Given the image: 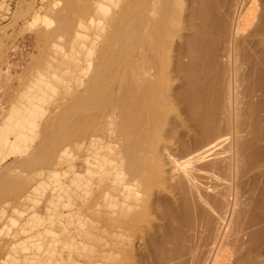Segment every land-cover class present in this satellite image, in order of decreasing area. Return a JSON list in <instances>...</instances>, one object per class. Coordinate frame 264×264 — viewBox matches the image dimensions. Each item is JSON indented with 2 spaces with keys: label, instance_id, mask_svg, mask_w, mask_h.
<instances>
[{
  "label": "rangeland",
  "instance_id": "obj_1",
  "mask_svg": "<svg viewBox=\"0 0 264 264\" xmlns=\"http://www.w3.org/2000/svg\"><path fill=\"white\" fill-rule=\"evenodd\" d=\"M176 1L0 0V264H264L261 22Z\"/></svg>",
  "mask_w": 264,
  "mask_h": 264
},
{
  "label": "bare ground",
  "instance_id": "obj_2",
  "mask_svg": "<svg viewBox=\"0 0 264 264\" xmlns=\"http://www.w3.org/2000/svg\"><path fill=\"white\" fill-rule=\"evenodd\" d=\"M200 1H201V0H199L198 2H200ZM202 1H204V0H202ZM209 1H210V0H208V1L206 0V1H205L204 4H205L206 6H205L204 4H202V2H200V4H202L203 6H201L200 4H197V6H196V10H195V12H194V13H198V15H199V14H200V13H199V12H200L199 10L202 8L203 11L201 10V12H203L204 14H203V15L201 14V16L203 17V18L201 17V19L204 20V21H205V19H207V20H209L210 18L212 19V16H213L214 14L217 15V16H219V15L222 13V12L220 13V10L217 11L218 13L215 11V10H217L218 7H219V8H222V7H223V6H220L222 0H220V2H218V4H217V1H216V0H214V1L216 2V4H215L214 1H212V0H211V2H209ZM218 1H219V0H218ZM198 2H197V3H198ZM206 2H208V3H206ZM212 2H213V3H212ZM222 2L225 3L224 1H222ZM241 2H242V1H241ZM248 2H249V1H248ZM209 3H210V4L212 3L211 5L213 6V7H211V5H209V7H211V8H210L211 10H213V9L216 8L215 10L212 11V12L215 11L214 14L211 13V11H210V9H209V7H208V5H207V4H209ZM223 3H222V4H223ZM238 3H239V2H238ZM175 4H176V7H178V9H176V10L179 11V12H176V13H180V12H181V8H182V6H183L181 0H180V3H178V0H177ZM214 4H215L216 6H215ZM222 4H221V5H222ZM241 4H242V3H241ZM177 5H179V6L182 5V6H180V8H179V6H177ZM239 5H240V4H239ZM242 5H243V4H242ZM200 6H201V8H200ZM225 6H226V8L228 7L227 4H226ZM240 6H241V5H240ZM197 7H199V10L197 9ZM151 8H152V7H151ZM212 8H213V9H212ZM229 8H231L230 5H229ZM256 8H257V5H256V3H255V0H251V1H250V6L245 10L246 12H244L245 14L242 15L241 12L238 13L239 15L237 14L238 16L235 17L236 19H235V23H234V27H233V32H234L235 35H237V34L240 35V34H241V36H242V32L244 33V32L247 31V28L249 29L251 26H252V27L254 26L252 23L255 22L254 20H256V19H258L261 23L263 22V25H264V21H262V20H264V19H263V18H264V16H263L264 14L260 15L261 18L263 17L262 19L260 18V19H261V20H260V19L258 18V15H256V13H257V12H256V11H257ZM102 9H103V8H100V10H102ZM197 10H198V11H197ZM207 10L210 11V12L207 13ZM228 10H230V9H228ZM228 10H226V11H228ZM196 11H197V12H196ZM226 11L223 10V13H222L221 15H223ZM231 11H232V10H230V12H231ZM101 12H103V11H101ZM205 12H206L207 14H206ZM242 12H243V11H242ZM219 13H220V14H219ZM231 13H233V11H232ZM231 13H230V15H232ZM209 14H210V17L208 16ZM211 14H212V16H211ZM218 14H219V15H218ZM193 15H194V14H193ZM206 15H207V16H206ZM227 15H228V16H227ZM194 16H195L194 19L199 17V16L197 17L196 14H195ZM217 16H216V17H217ZM225 16H226L227 18H230V17H231V16H229V11L226 12V15H225ZM235 16H236V15H235ZM256 16H257V17H256ZM177 17H178V16H177ZM216 17H215V18L213 17V18H214L213 20H211V19L209 20V21H212V22L207 21V22L211 23L210 25H207V22H206V21H205V22L202 21V24H203V23L205 24V25L203 24V26L198 24V23H200L201 21L196 23L198 27L201 26V27H200L201 30H203V31L205 30L206 32H208V33H206V32H203V31H202L203 34L206 33L205 35H203V34H201V33H198V32H195L196 29H197V30L200 29V28L195 27L196 24L193 25L192 22H191V24L193 25L192 27H191V25L189 24V25H190V28H189V29L192 28V30H194V33H196L195 35H197V34L200 35V34H201V36H198V35H197L198 40H197V37H196V39L194 38L195 36H193V38H192V39H195L194 41H196V40L198 41V42L196 41V42H194V43H197V44H200V43H201L199 46H198L197 44H195V45H196V47H195V46L193 45V44H194L193 42H190V44L193 43L191 46H190V45L187 46L188 48H190V49H192V50H193L194 47H195V50H198V52H199L197 56H199V54H200V51H201L200 49H201V47H205V46H207L206 44L209 42L211 35H212L213 33L215 34L216 32L219 33L221 30H223V29H225L226 27L229 26L228 23L226 24L227 21H228L229 23H231V21H232L231 19H230V21H229L228 19H224V18H223L224 15H223L222 18H223L225 21H221L222 24L220 25V22H219L218 20H220V19L223 20V19L220 18L221 16H219V17H217V18H216ZM226 17H225V18H226ZM255 17H256V18H255ZM187 18H188V17H185V20H187ZM190 18H192V17H190ZM190 18H188V20H189ZM199 18H200V17H199ZM208 18H209V19H208ZM218 18H219V19H218ZM177 19H179V18L174 19L175 21L173 20V22H172V26L175 25L176 22H179V21H180V19H179V20H177ZM201 19H198V20H196V21H199V20H201ZM215 19H218L217 22H216ZM233 19H234V17H233ZM185 20L183 19V21L186 23ZM226 20H227V21H226ZM183 21L181 20L182 23H184ZM147 22H148V20H147ZM174 22H175V24H174ZM181 22L178 23V24H182ZM188 22H189V21H188ZM188 22H187V24H188ZM218 22H219V24L217 25ZM224 22H225V23H224ZM233 22H234V21H232V23H233ZM145 23H146V21H145ZM145 23H144V24H145ZM209 23H208V24H209ZM214 23L217 25L218 28H217V27H215V28L213 27V26H214V25H213ZM261 23H258V24H259L258 26L262 27V31L264 32V27H263V25H262ZM147 24H148V23H147ZM187 24H186V25H187ZM223 24L225 25L224 28H223ZM159 25L161 26L160 22H159ZM216 25H215V26H216ZM219 25H220V27H219ZM230 25H231V24H230ZM256 25H257V24H256ZM261 25H262V26H261ZM150 26H151V25H150ZM162 26H163V24H162ZM207 26H208V28H207ZM211 26H212V27H211ZM258 26L255 27L257 31L260 30V29H259L260 27L258 28ZM210 27H211L210 30H212V31L209 30ZM231 27H232V25L229 26V30H230ZM156 28H157V27H156ZM158 28H160V27H158ZM174 28H175V27H174ZM193 28H194V29H193ZM212 28H214V29H212ZM216 28H217V29H220V30L217 31ZM222 28H223V29H222ZM257 28H258V29H257ZM231 29H232V28H231ZM155 30H156L155 32L157 33V31H158L159 29H155ZM201 30H199V31H201ZM207 30H208V31H207ZM215 30H216V31H215ZM245 30H246V31H245ZM254 31H255V30H254ZM257 31H255V32H253V33H256ZM260 31H261V30H260ZM260 31H258L257 34H259ZM126 32H127V31H126ZM152 32H153V31H151V33H152ZM155 32H154V33H155ZM158 32H159V33H157V34H160V35L163 34V35H161V40H159L160 36L158 35V38H156V42L160 41V43H161V42L163 41V39H164V38H163V37H164V33H163L161 30L158 31ZM209 32H210L211 35L209 34ZM154 33H153V34H154ZM156 33H155V34H156ZM230 33H231V31H230ZM117 34H118V36H119V33H117ZM117 34H116V35H117ZM153 34H150V35L152 36ZM157 34H156V36H157ZM208 34H209L210 37H209V36H206V35H208ZM214 34H213V35H214ZM126 35H128V33H127ZM202 35H203V37L206 36L205 39H204L205 41H206V38L208 37V38H207V41H208V42H204V43H203V46H202V40H203V39L201 38V40H200V38H199V37H202ZM213 35H212V36H213ZM148 36H149V35H148ZM153 36H154V35H153ZM153 36H152V37H153ZM257 36H258V35H256V34L253 35V37H257ZM114 37H115V39H116V36H114ZM114 37H113V38H114ZM120 37H121V36H120ZM120 37H117V38H118L119 40H121ZM145 37H146V36H145ZM248 37L251 38V37H252V34H251V36L248 35ZM154 38H155V37H153V38L151 39V41H152ZM211 38H212V37H211ZM133 39H134V38H133ZM145 39H146V38H145ZM145 39H144V43L147 44V41L145 42ZM147 39H149V37H147ZM147 39H146V40H147ZM208 39H209V40H208ZM157 40H158V41H157ZM204 40H203V41H204ZM258 40H259V39H258ZM258 40H257V41H258ZM112 41H113V40H112ZM116 41H118V40L116 39ZM151 41H148V42L151 43ZM192 41H193V40H192ZM199 41H201V42L199 43ZM239 41H240V40H239ZM118 42H120V41H118ZM122 42H124V41H122ZM130 42H131V41H130ZM156 42L153 43V44H155L154 46H156V49H157V46H158L157 44H159V47H158V48L161 49V47H162V43L160 44L159 42H158V43H156ZM237 42H238V41H237ZM240 42H241V41H240ZM240 42H238V45H240V47H242V46H243V45H242L243 43H240ZM242 42H243V40H242ZM255 42H256V41H255ZM114 43H116V42L114 41ZM188 43H189V42H188ZM239 43H240V44H239ZM251 43H252V42H251ZM235 44H236V43H235ZM112 45H113V44H112ZM114 45H116V47H118V48L120 47V43H119V46H117V45H118L117 43L114 44ZM127 45L129 46L130 43L127 44ZM148 45H150V44H148ZM160 45H161V46H160ZM187 45H188V44H187ZM255 45H256V48H257V44H255ZM255 45L253 44V47H255ZM193 46H194V47H193ZM197 46H198V48H200V49H198ZM200 46H201V47H200ZM232 46H233V45H232ZM145 47H147V45H145ZM150 47H151V46H150ZM150 47L148 46V49H149ZM191 47H192V48H191ZM128 48H129V47H127V49H128ZM152 48H153V47H152ZM152 48H150L148 51L151 52V49H152ZM233 48H234V49H233ZM233 48H232V50H233L232 52L234 53L236 47L233 46ZM256 48H255V49H256ZM119 49H120V48H119ZM127 49H126V51H125V52H126L125 54H127V52H128ZM129 49H130V48H129ZM252 49H254V48H252ZM114 50H115V49H114ZM116 50H117V49H116ZM195 50H194L193 52H195ZM239 50H241V49H238V51H237V49H236L237 52H239ZM112 51H113V50H111V52H112ZM148 51H147V53H148ZM185 51H187V52H185ZM188 51H189V52H188ZM236 51H235V52H236ZM114 52H115V51H113L112 53H114ZM116 52H117V51H116ZM119 52H120V51H119ZM119 52H118V54H119ZM184 52H185V54H187V53L189 54V53H190L189 56L192 55V56H190V57L188 56V58L190 59V58L192 57V58H191V61H192V60H193V61H192L191 63H192V65H193V64L195 65V61H194L195 59H193V57H195V55H193L192 52H190V50H184ZM202 52H203V54H204V51H202ZM233 53H231V55H232ZM120 54H121V53H120ZM128 54H129V53H128ZM128 54H127V55H128ZM180 54L182 55V53H180ZM188 54H187V55H188ZM194 54H195V53H194ZM201 54H202V53H201ZM205 54H206V53H205ZM205 54H204V56H203V55H200L198 59H200V58L203 57L202 59L205 61ZM113 56H114V55H113ZM119 56H120V55H119ZM125 56H126V55H125ZM145 56H146V58H148L147 56H149V55H145ZM201 56H202V57H201ZM235 56H236V55H235ZM235 56H233V57H235ZM116 57H117V53H116ZM237 57H238V56H237ZM113 58H114V57H113ZM113 58H112V59H113ZM202 59H201V60H202ZM203 60H202V61H203ZM232 60H233V58H232ZM232 60H231V61H232ZM238 60H239V59H238ZM146 61H147V63H148V59H146ZM199 61H200V60H199ZM234 61H235V59H234ZM200 62H201V61H200ZM237 62L240 63V61H237V60H236L235 63H237ZM197 63H198V62H196V64H197ZM110 64H111V63H110V61H109V65H110ZM120 64H121V63H120ZM232 64H233V62H232ZM116 65H118V64H116ZM234 65H236V64H234ZM238 65H239V64L237 63V65H236L237 68H238ZM123 67H124V65H123ZM123 67H122V68H123ZM130 67H131V66H130ZM130 67L127 66V67L125 68L124 72H125V73H129V72H128L129 70H131V72H132V69H129L128 71L126 70L127 68H130ZM116 68H117V67H116ZM120 68H121V67H120ZM205 68H206V67H205ZM146 70H147V69H146ZM120 71H121V70H120ZM126 71H127V72H126ZM131 72H130V73H131ZM146 72H147V71H146ZM147 74H148V72H147ZM147 74H146V75H147ZM128 75H129V74H126V75H124L123 77H121L120 80H123V81H124V82L121 81L122 83H125V82H126V78H127ZM144 75H145V72H144ZM125 76H126V78L124 79ZM129 76H130V75H129ZM150 77H151V76H150ZM193 77H194V80H195V79H196L195 76H193ZM128 78H130V80H132V75H131V77H128ZM128 78H127V79H128ZM146 78H147V77H146ZM190 78H192V76H191ZM118 79H119V77H118ZM120 80H118V81L120 82ZM148 80H149V79H148ZM153 80H154V79H153ZM162 80H164V79H162ZM118 81H117V82H118ZM146 81H147V80H146ZM151 81H152V80H151ZM235 81H236V80H235ZM128 82H129V79H128L127 83H128ZM147 82H149V81H147ZM165 82H167V81H165ZM189 82H190V81H189ZM191 82H192V81H191ZM114 83H115V82H114ZM127 83H126V84H127ZM129 83H130V82H129ZM193 83H195V82H193ZM193 83H190L189 86L193 85ZM188 84H189V83H188ZM120 85H123V84H120V83H119V86H120ZM116 86H118V83H116ZM192 91H193V90H192ZM193 92H194V91H193ZM193 94H194L195 96H194ZM196 96H197V97H196ZM198 96H199L198 94H195V93H192V92H191V97L193 98V100H195L196 98H198ZM194 97H196V98H194ZM192 98H191V99H192ZM200 98H201V97H199L198 100L196 99V100H197V103H198V101L200 100ZM196 100H195V101H196ZM117 107H120V109H119V108H114V110H115V109L119 110V112L117 111V113H119V114L116 116V118L119 117V115H120V113H121V114H122V115H121L122 118L124 117L125 120L127 121L128 117H129V116H128V117L126 116L127 118L125 117V115H128V109H127V107L124 108V106H119V105H118ZM126 109H127V110H126ZM124 110H125V111H124ZM121 111H122V112H121ZM117 113H116V114H117ZM123 113H124L125 115H124ZM114 114H115V113H114ZM116 114H115V115H116ZM121 116H120V118H121ZM124 118H123V119H124ZM117 119H118V118H117ZM204 126H206V125L203 124V126H201V128L204 127ZM202 158H203V157H202ZM234 159H235V158H234ZM234 159H233V161H234ZM235 163H236V160H235ZM235 163H234V164H235ZM234 164H233V165H234ZM230 166H232V164H231ZM230 166L227 165L228 168H229ZM235 166H236L235 168H236V170H237V165H235ZM225 167H226V166H225ZM231 168H233V167H231ZM235 168H234V169H235ZM229 169H230V168H229ZM234 169H233V171H234ZM231 170H232V169H231ZM230 172H232V171H230ZM232 173H233V172H232ZM234 173H236V171H234ZM185 174H186V173L184 172L183 175H185ZM236 174H237V173H236ZM187 177H189L188 174H187ZM186 180H187V178H186ZM219 253H220V251H219ZM219 253H218V254H219ZM220 254H222V253H220ZM216 256H217V255H216ZM220 257H221V256H220ZM220 257L218 256V258H220ZM223 257H224V255H222L221 258H223ZM218 258L216 257V260H215V257H214V261H217ZM214 261H213V262H214ZM220 261H221V260H219V262L217 261V262H214V263H215V264H216V263H217V264L223 263V262H220ZM211 264H213V263H211Z\"/></svg>",
  "mask_w": 264,
  "mask_h": 264
}]
</instances>
